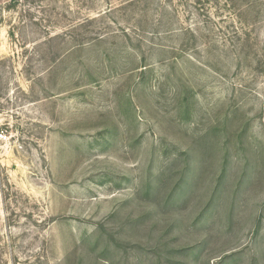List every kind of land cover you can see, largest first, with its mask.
<instances>
[{
  "label": "rangeland",
  "instance_id": "rangeland-1",
  "mask_svg": "<svg viewBox=\"0 0 264 264\" xmlns=\"http://www.w3.org/2000/svg\"><path fill=\"white\" fill-rule=\"evenodd\" d=\"M0 264H264V0H0Z\"/></svg>",
  "mask_w": 264,
  "mask_h": 264
}]
</instances>
